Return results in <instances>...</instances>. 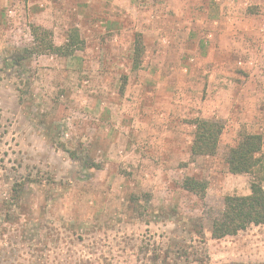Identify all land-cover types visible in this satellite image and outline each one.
<instances>
[{"label": "rangeland", "instance_id": "1", "mask_svg": "<svg viewBox=\"0 0 264 264\" xmlns=\"http://www.w3.org/2000/svg\"><path fill=\"white\" fill-rule=\"evenodd\" d=\"M32 27L76 33L72 56L6 67ZM196 121L221 125L214 155ZM254 134L264 162V0H0V264H264V223L210 235L256 180L225 163Z\"/></svg>", "mask_w": 264, "mask_h": 264}, {"label": "trees", "instance_id": "2", "mask_svg": "<svg viewBox=\"0 0 264 264\" xmlns=\"http://www.w3.org/2000/svg\"><path fill=\"white\" fill-rule=\"evenodd\" d=\"M32 45L22 52L14 55L5 66L23 67L32 56L54 55L57 57H71L74 47L78 42L77 34L72 35L68 43L63 46L54 44L51 34L42 28L32 27ZM143 46L140 35L134 39V49L131 55L132 69L140 67ZM221 133V125L208 121H196V132L191 154L194 156L214 155L217 141ZM261 137L259 135H245L233 148L229 149L225 163L231 174L256 175V180L251 183L250 193L246 196H227L223 201V209L219 216L211 223L210 235L212 239L219 240L234 236L246 230L250 226H259L264 223V162L256 157L261 151ZM69 157L84 164L86 157L75 152L65 150ZM90 168H99L93 163ZM183 189L202 197L206 190V184L188 178L183 182Z\"/></svg>", "mask_w": 264, "mask_h": 264}]
</instances>
